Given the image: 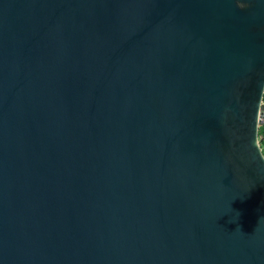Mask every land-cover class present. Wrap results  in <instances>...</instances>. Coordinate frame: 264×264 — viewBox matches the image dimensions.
Returning a JSON list of instances; mask_svg holds the SVG:
<instances>
[{
	"label": "water",
	"instance_id": "1",
	"mask_svg": "<svg viewBox=\"0 0 264 264\" xmlns=\"http://www.w3.org/2000/svg\"><path fill=\"white\" fill-rule=\"evenodd\" d=\"M242 2L0 0V264H264Z\"/></svg>",
	"mask_w": 264,
	"mask_h": 264
},
{
	"label": "built area",
	"instance_id": "2",
	"mask_svg": "<svg viewBox=\"0 0 264 264\" xmlns=\"http://www.w3.org/2000/svg\"><path fill=\"white\" fill-rule=\"evenodd\" d=\"M261 106L264 107V98L261 99ZM263 113H264V110H263ZM257 130H258V140L261 143V141L264 139V117L259 118Z\"/></svg>",
	"mask_w": 264,
	"mask_h": 264
},
{
	"label": "clouds",
	"instance_id": "3",
	"mask_svg": "<svg viewBox=\"0 0 264 264\" xmlns=\"http://www.w3.org/2000/svg\"><path fill=\"white\" fill-rule=\"evenodd\" d=\"M247 4L246 3H243L242 0H236V7L240 10H244L247 8ZM261 98H264V89L261 90V93H260V99ZM260 99H259V102H260ZM258 108H259V105H258ZM260 155V154H259Z\"/></svg>",
	"mask_w": 264,
	"mask_h": 264
},
{
	"label": "trees",
	"instance_id": "4",
	"mask_svg": "<svg viewBox=\"0 0 264 264\" xmlns=\"http://www.w3.org/2000/svg\"><path fill=\"white\" fill-rule=\"evenodd\" d=\"M260 146L261 147L264 146V139L261 141ZM262 153H263V151H262ZM263 155H264V153H263Z\"/></svg>",
	"mask_w": 264,
	"mask_h": 264
},
{
	"label": "rangeland",
	"instance_id": "5",
	"mask_svg": "<svg viewBox=\"0 0 264 264\" xmlns=\"http://www.w3.org/2000/svg\"><path fill=\"white\" fill-rule=\"evenodd\" d=\"M261 150H262V151H263V153H264V146H262V147H261Z\"/></svg>",
	"mask_w": 264,
	"mask_h": 264
}]
</instances>
